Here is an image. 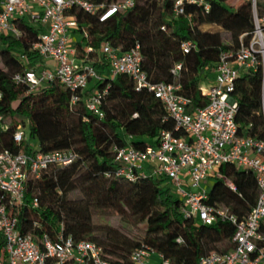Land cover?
Masks as SVG:
<instances>
[{"label": "trees", "instance_id": "1", "mask_svg": "<svg viewBox=\"0 0 264 264\" xmlns=\"http://www.w3.org/2000/svg\"><path fill=\"white\" fill-rule=\"evenodd\" d=\"M3 1L0 0V12ZM94 1L110 4L116 0ZM208 1V10L202 4L185 3L184 11L176 14L175 0H135L133 7L104 22L77 7L68 14L76 16L79 22L72 29L82 35L76 42L78 48L85 43L99 49L104 41L122 51L139 45L148 79L153 83L181 84L178 92L191 99L190 108H196L207 104L200 84L212 76L211 67L218 62L221 52L237 49L240 36L247 33V42L253 30L251 0H245L235 10L227 6L229 0ZM16 23L22 31L19 37L0 34V149L30 151V141L35 139L45 152L72 149L77 154L68 165L52 164L41 171L40 177L28 176V205L17 211L21 230L38 236H54L62 230L76 240H93L104 247L113 264H132V252L142 244L176 264H198L210 252L231 250L235 246V226L221 220L204 224L185 216L181 212L182 201L165 176L146 175L130 181L116 175L122 162L116 159L115 145L144 148L162 131L183 134L176 129L162 101L147 88L138 89L127 74L112 79L110 64L99 53L91 54L88 62L104 77L91 79L81 95L87 98L97 91L103 116L92 112L84 99L71 106V91L58 81L47 82L28 93L29 87L16 83L13 75L40 69L43 59L32 46L45 28L29 17L16 19ZM206 26H215L216 30L205 29ZM83 29L88 36L83 35ZM223 31L228 35L227 41L223 40ZM186 41L196 47L184 51L182 44ZM177 64H182L179 76L172 73ZM262 78L261 70L246 73L238 80L236 91L240 103L238 118L252 123L248 134L257 137H264L259 114ZM26 123L29 136L18 145L14 133ZM2 124L8 128L4 130ZM217 172L231 180L236 190L222 179L213 178L208 203L224 204L239 217L247 215L258 196L254 173L230 164L221 165ZM75 191L80 192V197H71ZM33 198H38L39 207L31 209ZM107 213L145 223L144 237L132 238L111 224L95 222L94 215L101 218ZM6 260L5 238L0 230V261Z\"/></svg>", "mask_w": 264, "mask_h": 264}, {"label": "built area", "instance_id": "2", "mask_svg": "<svg viewBox=\"0 0 264 264\" xmlns=\"http://www.w3.org/2000/svg\"><path fill=\"white\" fill-rule=\"evenodd\" d=\"M185 3H198L210 8L208 0H175L176 14L184 11ZM135 0H116L110 4L94 0H4L0 12V34L19 37L21 29L16 19L29 17L35 23H42L45 30L33 44L43 63L51 59L55 68L28 69L17 72L13 80L26 84L29 92L51 81H58L71 91L70 105L76 106L81 100L87 107L103 116L100 109L101 95L95 91L87 98L81 92L87 90L91 79H102L88 62L91 54L99 53L109 62V76L113 79L124 73L137 84V88H147L165 105L182 135L165 130L144 148L115 145L116 159L122 162L116 175L130 181L141 176H165L176 195L182 201L181 212L196 218L204 224L217 220L229 221L235 226L233 241L235 246L224 253L213 251L199 260L198 264H264V137L248 134L252 123L239 120L240 103L236 97L238 80L246 73L262 71L261 109L259 111L264 126V0H251L253 30L246 42L244 33L240 36L237 49L223 50L218 62L211 67L212 76L200 84L207 104L190 108L191 99L178 91L181 84L158 82L148 79L143 70V57L139 45L129 51L104 41L99 49L83 43L79 48L72 46L70 31L79 26L76 16L68 11L77 7L95 15L101 22L119 11L133 7ZM83 35L88 36L85 29ZM196 47L186 41L182 44L188 52ZM182 64H177L172 73L179 76ZM3 92L0 88V104ZM0 123L3 114L0 110ZM6 130L7 125L2 124ZM21 145L27 133L19 128L13 136ZM30 151L0 149V230L5 238L7 260L0 264H113L99 243L81 239L59 231L52 236H40L21 230L17 211L27 206L26 188L30 174L40 177L41 171L52 164L68 165L77 154L72 149L45 152L38 143L30 141ZM223 164L234 165L254 173L258 196L251 211L239 217L231 213L224 204H209L210 189L205 185L211 178L222 179L232 190L235 184L224 174L217 172ZM31 209L39 207L38 198L29 204ZM36 223V222H34ZM63 227V224H62ZM63 229V228H62ZM157 254L152 247L142 244L131 254L132 264H152L151 256ZM158 264H176L161 254Z\"/></svg>", "mask_w": 264, "mask_h": 264}, {"label": "rangeland", "instance_id": "3", "mask_svg": "<svg viewBox=\"0 0 264 264\" xmlns=\"http://www.w3.org/2000/svg\"><path fill=\"white\" fill-rule=\"evenodd\" d=\"M244 1L245 0H229V2L227 3V6L230 9L235 10L240 5H242L244 3ZM204 28L208 29V30H216L215 26H206ZM222 36H223V40H225V41L228 40V35L224 31L222 32ZM77 37L79 39H82L81 33L78 32ZM72 46H74L75 48H78V45L76 43H72ZM2 49H3V45L0 42V51ZM0 65H1V61H0ZM20 129L24 130L27 133V136H29L28 123H26L25 125H20ZM32 141H36V140L32 139ZM212 177L209 178L205 183V185L208 187V189H211L213 184H214ZM172 190L175 193V190L173 188H172ZM80 195L81 194L78 191L71 193V197H73V198L80 197ZM94 220H95V222H102V223L111 224L115 228H117L119 231L123 232L124 234H126L129 237H132V238L134 237L137 239H142L144 237L146 224L145 223H135L133 221V219L129 218L128 216H121L118 214L107 213L105 216H103L101 218L98 217L97 215H94ZM155 255H157V254H155Z\"/></svg>", "mask_w": 264, "mask_h": 264}, {"label": "crops", "instance_id": "4", "mask_svg": "<svg viewBox=\"0 0 264 264\" xmlns=\"http://www.w3.org/2000/svg\"><path fill=\"white\" fill-rule=\"evenodd\" d=\"M70 33H71V35H72V39L74 40H79V38L77 37V34L78 33H74V32H72V30L70 31ZM75 42V41H74ZM73 42V43H74ZM55 66H56V64H55V61L54 60H51V59H48V60H46L45 61V63L44 64H42V66L40 67V69L41 68H50V69H53V68H55ZM150 261H151V263L152 264H158V262H159V258L157 257V256H151V258H150Z\"/></svg>", "mask_w": 264, "mask_h": 264}]
</instances>
